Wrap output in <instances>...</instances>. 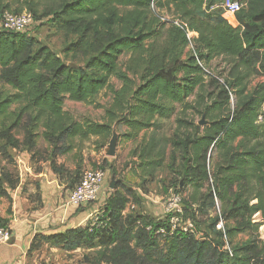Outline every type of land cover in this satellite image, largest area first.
Instances as JSON below:
<instances>
[{
    "label": "trees",
    "instance_id": "obj_1",
    "mask_svg": "<svg viewBox=\"0 0 264 264\" xmlns=\"http://www.w3.org/2000/svg\"><path fill=\"white\" fill-rule=\"evenodd\" d=\"M220 1L156 0L161 10L182 21L179 26L153 14L152 0H70L40 13L34 0H0V13L28 9L36 20L53 15L61 28L78 35L67 52L86 58L84 66H72L33 36L0 27V155L10 158L8 148L34 153L41 136L61 178L66 170L54 159L72 150L77 140L97 137L104 148L114 124L128 128L124 138H134L153 128L157 116L173 114V106L164 100L184 103L202 86L207 71L199 62L207 66L220 56L233 62L232 80L221 93L228 103L234 92L235 108L225 113L199 110L210 117L203 129L178 119L171 139L168 166L175 193L182 197L178 215L181 224H194V232L172 230L169 215L155 219L141 211L136 191L117 180L99 214L102 226L68 229L43 237L46 243L73 251L96 235L107 250L100 260L110 264H264V247L257 241L236 249L231 240L236 232L255 227V214L264 217V81L251 91L247 87L254 74L264 77V0H246L247 7L235 15L213 8ZM187 28L198 35L193 38L196 48L184 57L190 43ZM112 76L123 84L113 91L105 122L76 121L64 110L67 98L90 102L110 88ZM99 166L117 174L107 158ZM71 176L74 185L80 170ZM4 181L11 188L19 183L10 173H0L1 195L7 194ZM129 203L138 207L125 212ZM216 208L210 231L198 236V216ZM231 218L235 226L217 227ZM226 240L233 255L223 249Z\"/></svg>",
    "mask_w": 264,
    "mask_h": 264
},
{
    "label": "rangeland",
    "instance_id": "obj_2",
    "mask_svg": "<svg viewBox=\"0 0 264 264\" xmlns=\"http://www.w3.org/2000/svg\"><path fill=\"white\" fill-rule=\"evenodd\" d=\"M66 1L70 0H34V2L37 3L36 8L39 13L50 8L55 9ZM155 10L151 9V12L153 14L161 13L165 15V17L170 18L177 17L173 12L161 10L158 5H156ZM24 11L29 10L24 9L22 12ZM196 35L198 34L195 33L193 37L196 38ZM30 36H33L39 43L50 47L57 55L64 59L66 63L72 66H84L85 57L67 52L68 46L78 39V35L61 28V26L55 23L53 15L38 18L36 27ZM194 48H196L194 43L188 45L184 50L183 56L186 57ZM127 59L128 54L120 58L121 70L125 69V62ZM232 64L233 62L229 60V58L223 56L215 57L210 60L206 66L207 75L204 83L194 94L186 98L184 103L170 104L167 100L163 101L164 104L173 106L174 112L171 116H157L153 128L143 131L142 134H138L136 136L137 138L134 140L126 138H121L119 140L118 143L120 145L118 144L117 148L118 158L113 160L117 161V174L112 175L108 171V177L102 188L104 194L111 190L109 185L112 181V176H114L115 180L122 181L124 186L131 187L136 191L140 197L139 209L141 211L148 213L155 219H163L166 217L168 198L171 197V195L177 194L175 193V179L172 178L173 174H171L168 166L172 153L171 139L178 124L177 120L182 119L188 121L203 129L209 123L210 117H203V115L199 113V110L209 107L210 109H224L220 113H225V111L230 112L235 108L237 98L234 92H232V96H230L231 98L228 103H225V94L221 93L224 85L226 86V83L232 80L230 77ZM263 81L264 77L262 75L254 74L247 81L248 90H253ZM138 82L139 80L136 79L135 84H138ZM110 83V88H106L99 92L90 102L74 101L67 98L64 102V109H67L76 121L87 119L98 123L105 122V111L111 106L114 100L113 91L120 89L123 84L118 76H112ZM219 104H221L220 108H218ZM262 109L264 111V105ZM117 130H121L122 132L126 131L125 127L122 129H118L117 127ZM99 140L97 137H90L83 142L77 140L78 142L76 145L82 142L83 147L88 143V148H92L93 144L98 148L100 147ZM38 141L40 145L43 146L41 142L42 137L40 136L37 139V148L34 150V153L32 152L34 158H41L45 155L39 152L41 149L38 147ZM0 143H2V140H0ZM103 149L104 148H101L102 153ZM20 151L22 150L8 148L10 158L0 155L1 174L10 173L13 179H19V167L15 157L19 155L18 153ZM135 151L136 153H134ZM110 158L112 159L113 157ZM99 165L94 168H97ZM87 169L91 168L80 170V176L83 171ZM4 183L7 184L6 181H4L3 184ZM171 183L173 185H171ZM183 195H186V192L183 193ZM96 202L97 199L84 206ZM253 202H256V200ZM129 205H134V208L138 207L133 203H129ZM98 211L102 212L101 210ZM217 211L216 208L206 215L198 216V236L204 234L205 231H210L208 226L213 222L212 218L217 215ZM101 219V215H93L92 219L86 225L102 226L103 221ZM253 221L255 222V227L236 232L233 237H231L234 248L238 249L248 241H257L261 247H264V217L262 213L255 214L253 216ZM223 225L233 227L236 225V221L232 218L224 220ZM202 229L204 231H201ZM91 237L92 239L90 241H86L80 248L73 250V254H66L69 260L74 259V263L77 260L80 263L86 264H110L100 260L101 255L107 251L106 246L99 244L96 235H92Z\"/></svg>",
    "mask_w": 264,
    "mask_h": 264
},
{
    "label": "crops",
    "instance_id": "obj_3",
    "mask_svg": "<svg viewBox=\"0 0 264 264\" xmlns=\"http://www.w3.org/2000/svg\"><path fill=\"white\" fill-rule=\"evenodd\" d=\"M127 129L125 127L126 131ZM118 131L120 139L124 138L122 135L126 131ZM39 141L38 147L41 151L47 150L48 154L34 158L32 152L20 151L15 157L19 167L18 185L11 188L8 184H3L7 194H0V220L11 231L12 241L0 245V264H86L69 260L66 254L71 255L73 251L52 246L43 237L86 226L93 215L100 214L98 210H103L115 188H110L104 194L102 187L96 203L87 206L73 204L69 201L73 186L71 175L77 169L94 168L104 158L118 169L117 161H113L118 155L111 159L102 153L101 147L96 148L93 144L92 148H88V143L83 147L82 141L69 152L55 157V165L66 170L61 178L52 169L49 157L51 148L43 138V146ZM105 170L108 177V171L110 174L111 171L109 168Z\"/></svg>",
    "mask_w": 264,
    "mask_h": 264
},
{
    "label": "built area",
    "instance_id": "obj_4",
    "mask_svg": "<svg viewBox=\"0 0 264 264\" xmlns=\"http://www.w3.org/2000/svg\"><path fill=\"white\" fill-rule=\"evenodd\" d=\"M247 7V1L245 0H221L216 3L213 8H219L226 14L235 15L242 9ZM152 9H156V0H152ZM157 11V10H155ZM162 20L172 22L173 24L182 25V21L177 17H165L162 15ZM37 20L34 15L29 11H24L21 13H13L8 10L0 13V27L3 29L21 32L30 35L34 28L36 27ZM187 36L190 40L189 45L193 44V36L196 32L191 31L187 28ZM197 34V33H196ZM197 36V35H196ZM201 66L207 71L206 66L202 62H199ZM107 173L106 170L97 167L91 168L83 171L80 179L77 183L72 186L69 201L77 205H85L91 203L97 199L98 193L103 187L106 181ZM134 205H128L125 212L133 209ZM167 214L169 215V221L171 223V228L174 230L177 227H181L185 231L194 232V224L191 221H187L181 224L179 219V213L182 212V197L179 194L171 195L168 198L166 205ZM219 229H223V221H220L218 226ZM11 239V231L0 224V245L7 243ZM226 245L224 250L230 255H233L232 246L226 240Z\"/></svg>",
    "mask_w": 264,
    "mask_h": 264
},
{
    "label": "water",
    "instance_id": "obj_5",
    "mask_svg": "<svg viewBox=\"0 0 264 264\" xmlns=\"http://www.w3.org/2000/svg\"><path fill=\"white\" fill-rule=\"evenodd\" d=\"M119 139H120V133L117 130L116 124H114L112 128V136L110 137L109 142L105 145L103 149V154L106 157H116L117 156V148H118ZM116 181L117 180H115V177H112V181L110 182V188L112 189L115 188Z\"/></svg>",
    "mask_w": 264,
    "mask_h": 264
}]
</instances>
